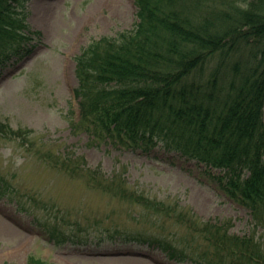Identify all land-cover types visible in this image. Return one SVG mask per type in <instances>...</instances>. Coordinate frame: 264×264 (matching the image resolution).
<instances>
[{
  "label": "trees",
  "instance_id": "16d2710c",
  "mask_svg": "<svg viewBox=\"0 0 264 264\" xmlns=\"http://www.w3.org/2000/svg\"><path fill=\"white\" fill-rule=\"evenodd\" d=\"M242 1L244 7L231 0L229 9L221 11L211 0H133L132 28L94 39L75 56L78 120L70 125L83 126L90 138L125 149L149 153L159 146L204 165L224 194L248 209L256 227L264 228V0ZM21 6V0H0V76L32 51L40 34L29 28ZM0 135L24 140L20 128L1 121ZM62 165L70 174L81 170L76 168L81 162ZM95 173L88 176L94 179ZM112 187L120 188V196L129 198L132 207H146L152 217L189 224L190 233L174 239L180 249L167 243L168 236L148 239V245L168 257L192 264L195 258L207 264H264V249L251 236L230 234L225 223L189 219L178 205L129 191L120 183ZM6 194L31 210L55 243L87 244L91 235L103 241L139 239L120 228L109 236L101 228L86 233L90 223L68 215L59 224L42 222L35 216L39 203L34 195L21 201L17 188L0 176V195ZM132 216L137 219L139 214ZM191 233L207 244L198 254L183 248L200 240ZM27 264L54 263L31 256Z\"/></svg>",
  "mask_w": 264,
  "mask_h": 264
},
{
  "label": "rangeland",
  "instance_id": "374dc122",
  "mask_svg": "<svg viewBox=\"0 0 264 264\" xmlns=\"http://www.w3.org/2000/svg\"><path fill=\"white\" fill-rule=\"evenodd\" d=\"M211 1L222 11L231 0ZM21 2L18 9L26 14L25 22L40 34L33 40L32 51L9 64L0 76V121L24 132V140L0 135V176L17 188L21 201L27 194L34 195L39 203L35 216L42 222L59 224L68 215L90 223L86 233L101 228L109 236L113 228H120L139 239L103 241L91 235L87 244L55 243L34 221L31 210L12 195H0V264H27L31 256L55 264H192L170 259L147 243L164 235L168 244L180 249L182 245L174 239L190 233L189 224L152 217L139 203L132 207L129 198L120 196V188H110L119 183L145 197L178 205L189 219L225 223L228 233L249 235L264 249V228L256 227L249 211L218 189L203 165L159 146L144 153L91 139L83 126L70 125L78 120L75 56L94 39L132 28L133 0ZM232 2L244 7L242 0ZM67 162L71 166L81 162L76 167L81 170L68 173L62 165ZM90 171L97 173L94 179L88 176ZM134 214H139L137 219ZM96 219L103 226L96 225ZM104 229H110L109 233ZM191 235L200 240L183 248L198 254L207 244L198 233ZM194 261L207 264L205 259Z\"/></svg>",
  "mask_w": 264,
  "mask_h": 264
}]
</instances>
